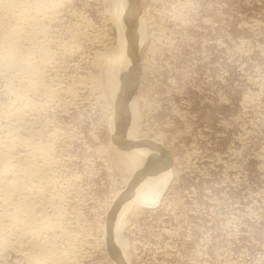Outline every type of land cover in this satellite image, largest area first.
I'll list each match as a JSON object with an SVG mask.
<instances>
[{
	"label": "rangeland",
	"instance_id": "rangeland-1",
	"mask_svg": "<svg viewBox=\"0 0 264 264\" xmlns=\"http://www.w3.org/2000/svg\"><path fill=\"white\" fill-rule=\"evenodd\" d=\"M43 2L53 4L50 11L36 14L41 21L38 27L45 33L25 22L21 37L26 42L21 38V46L27 47L21 52L26 56L35 50L37 55L30 60L41 64L38 69L46 73L42 80L55 91L46 98L37 78L30 74L17 78L14 72H9L16 77L10 82L14 88H7L6 73L1 70L0 134L18 117L27 122L24 125L29 128L24 131L30 130L22 136L34 135L39 145L35 149L19 142L14 147L13 156L23 160L21 165L30 160L32 150L46 145L44 158L54 157L50 158L55 165L52 177L47 171L45 178L33 173L21 178L23 196L32 191L30 202L34 207L37 204L36 213L42 215L34 212L37 217H28L40 223L46 215L44 223L51 222L52 229L39 227V232L34 231L38 236L32 238L34 232L27 224L14 228L1 209L8 203L0 200V217L4 218H0V264H40L34 257L42 251L35 248H45L48 241L57 247L55 252L63 248L72 258L59 264H115L106 249V226L118 195L126 191L124 179L131 178L113 163L119 124L110 112L103 84L106 58L100 53L105 43L107 50L117 44L111 1ZM131 3L133 18H140L147 36L135 62L128 63L121 75L126 80L130 77V97L137 100L140 113L137 128L141 135L136 134L134 142H146L163 183L154 205L140 206L126 217L122 235L127 241L128 264H264V0ZM17 79L21 82H14ZM11 88L21 96L9 92ZM16 96L21 103L15 101ZM2 136L0 151L9 145L8 133L5 140ZM4 165L0 160V175ZM49 177L57 180L56 186L48 182ZM28 193L24 197L31 198ZM129 208H124V214Z\"/></svg>",
	"mask_w": 264,
	"mask_h": 264
},
{
	"label": "bare ground",
	"instance_id": "bare-ground-1",
	"mask_svg": "<svg viewBox=\"0 0 264 264\" xmlns=\"http://www.w3.org/2000/svg\"><path fill=\"white\" fill-rule=\"evenodd\" d=\"M110 1H111V6H110L111 9H110L109 13H110V16H111L110 19L112 20L113 25L117 29V36H116L117 37V44L113 48L110 47L107 50V46L108 45L106 43L103 45L102 42H101V46L103 45V48H105V51H104V53H102V51H101V53H100L101 55L100 56H103V58H106V60L104 62L105 66H104V83L103 84H104V87L106 89V91H105L106 93L105 94L107 95V97L111 101V106L109 107L110 108V112H111L112 115L116 114V119L118 121L117 123L119 124V125L117 124L119 126L118 133H116L115 136H114V144H113V148H112L114 153L116 154V157L114 158L113 163H115L120 169H122V171L120 170L122 173L124 172L125 174H128V177L131 178V179H128V178L124 179L125 186H126V191L124 190L118 195V197L116 199V202H115V205L112 206L114 208L112 210H110L111 212L109 213V217L111 216V219L110 218L108 219L109 221L107 222L108 224L106 226L107 227L108 237H109V239H107V241H106V249H108V252H109L110 256L112 257L113 263H115V264H128V260H127V243H126L127 241L125 240V238L122 235L123 228H124L125 223H126L125 222L126 217L129 216L132 212L135 213L137 210H139L140 206L141 207L142 206L149 207V205H154L155 204L154 202L159 197L160 192L162 191L161 187H162V183L163 182L162 183L160 182V170H159L158 166H154L152 164V159H153L152 158V154L150 155L145 149L146 142L142 140L141 144H139V145H136L135 142H134V140L136 141V137H137L136 134L141 135L140 133H138V128H137L138 122L140 120V113L138 112L137 105H136L137 104L136 103L137 100L135 101L132 97H130V89L131 88H130V85L127 84V83H129L128 80H129L130 77L127 78L128 80H126L125 77L122 79V75H125V73L127 72V70H125V69H127L128 63L130 64L132 61L135 62L138 49L141 47L140 45L146 40V36L147 35L145 34L144 31L141 30L142 28L140 27V22H141L140 18H133V13L132 12H133V8L134 7H133V4L131 3V0H110ZM52 5L53 4H51V3L50 4L44 3L43 0H0V68H1L0 72H1V70H3L6 73V74H4L2 72L3 75L5 76V78H3V79H6L5 81L8 83L6 85L7 88L13 87V85L11 86L12 83L10 84L11 78L12 79L16 78V77L17 78L18 77L22 78V76L24 77V75L30 74L33 77L37 78L38 79L37 81H39L42 84V86L44 87L43 90H44L45 97L47 96L46 98H48V97L50 98V97L53 96V93H54L55 90L50 87V84L47 85V83H45L43 81L44 78H45V77L43 78V75L46 74V73L43 74V73H41L40 69H38V67L39 68L41 67L40 66L41 64H37L36 60H35V62L32 61V60L35 59V58L32 59V57H31L34 54L35 50L33 51V53L29 50L32 53L31 54L30 52H27L28 49H24L27 52V55H26L27 57L23 56L22 55L23 52H21V51H23V48L27 47V46H25V47L21 46L22 45L21 42L24 40V38L21 37V35H23L22 32H24V29H26V28H24V23L28 21L27 23H29L31 28H33L34 30H35V27H36V29L39 28L40 29L39 31L43 35L45 33L44 32L45 29H43L41 27H38L40 25L41 21L38 18H36V14L37 13H45L47 11H50L52 9V7H53ZM53 15H54V12H53ZM43 16H44V14H43ZM51 17H52V15H51ZM53 17L55 18L56 16L54 15ZM27 23H25V25ZM141 26H142V24H141ZM31 28H30V30H31ZM27 29H29V27ZM34 30L32 32H34ZM36 35L38 36V34H36ZM36 35L35 36L33 35L34 36L33 38H36ZM21 38H23L22 41H21ZM32 42L33 41L31 40L30 43H32ZM23 44H25V43H23ZM28 45H30V44L28 43ZM32 46H33V43H32ZM42 46H41V48H42ZM38 51H36V52H38ZM20 52H21V54H20ZM26 52H25V54H26ZM41 53H43V51ZM34 55L36 56L37 54L35 53ZM28 57H30V58H28ZM30 59H32V60H30ZM35 63H36L37 66L35 65ZM39 63H41V62H39ZM44 63H46V62H44ZM41 69L43 70L44 68H41ZM135 69L136 68H134V70ZM9 72H14L16 77H12V75H14V74H10ZM136 72H138V71H136ZM2 73H0V77H1ZM132 74L130 73L131 77H132ZM26 78H27V76H26ZM27 79H29V78H27ZM52 79H55V78H52ZM24 80L25 79L23 78L22 82ZM37 81L35 80V82H37ZM50 81H51V79H50ZM14 82L18 83V82H21V81H18V79H17V81H14ZM46 82L49 83V81H46ZM22 84H24V83H21L20 86ZM41 84H39V85L41 86ZM53 84H54V82H53ZM35 85L38 87L37 84H35ZM17 87H19V85ZM13 88H11L10 90L9 89H6V90L7 91L9 90V92H10V91H12ZM58 90H60V89L58 88ZM15 91L16 90H14V92ZM22 92H21V94H22ZM35 92H36V90H35ZM59 92H61V90ZM59 92H58V94H59ZM11 93L15 94L16 92L13 93V91H12ZM36 94H37V92H36ZM16 95H20V94L16 93ZM24 95H25V93H24ZM42 95H43V93H42ZM16 97L17 98H15L16 99L15 101H18V104H19L20 97H18V96H16ZM45 97H43V98H45ZM23 101H24V99H23ZM32 105H35V104L33 103ZM30 106H31V104H30ZM35 106H33V107L35 108ZM44 106H46V104ZM36 107H38V106H36ZM39 108H41V107H39ZM17 109H18V107H16V111H17L16 113L18 114L19 113L18 112L19 109L18 110ZM29 109H31V108H29ZM7 110H8V108H7ZM26 110H28V109L26 108ZM13 111H14V109H13ZM33 111H35V109ZM12 114H13V112H12ZM17 114H15L16 117H17ZM21 114H22V112H21ZM9 115H10V117L13 116V115L11 116L10 113H9ZM20 117H21V115H20ZM12 118L9 119V122H10V120H12ZM7 119H8V116H7ZM24 123L26 124L27 122H24ZM24 123L18 117H17L16 120H14V122H11V124L9 123L10 126H7V130H6L7 131L6 133H8V135H9V136H7L8 139H9V140H7L9 145L5 144L6 147H5V145L2 146V147H5V148H2V150L0 151V160L5 163V165H4L5 171L3 172V174L1 173L2 177L4 176L3 178L5 180L3 179L4 181L2 180V182L0 180V192L2 194V196H1L2 199H0V200H1V202L4 205L8 203L7 205L11 206V207L10 206L8 207L7 205H5V208H1V209H4L2 213L5 215V217H6L5 219H7L9 221V223H11V226H14V228H17L21 224L22 225H24V224L26 225L27 224L26 228H27V226H30V229H31L30 231H32V232L36 231V229L38 230L37 232H39V229H40L39 227H41V228L45 227L46 228L45 230H50L51 231V229H52V225L51 224L52 223L49 222V221L48 222L50 224H48L46 222L44 223V219L46 220V218H45L46 215L43 216L44 219L42 218L40 223H38L39 222L38 219H36V221H35V219L33 221H31L30 218L28 217V214L34 215V212L36 213V208L38 206H37V204H34L35 205V207H34L33 204H31L30 201H32V199H33L32 198L33 194H32V191H30L31 194L28 193L29 189L27 187L26 188L28 189L27 190L28 192L25 191L26 188L23 189L26 192V194H24V196L27 195V193H28V194L31 195V198L28 197V196H26V197L23 196L22 188H23L24 181L22 182L21 178H23L22 176H24L26 178L27 175H32V173H33V175H35L34 177H36L38 179H39V177L40 178L41 177L45 178L44 175L47 173V171H48V174L51 175V177H52V174L54 173V169L53 168L55 167V165L52 163V161L54 160V157H50L53 160L50 159L48 156L46 157V159L44 158V156H46V153L43 150H44V148L47 145L46 146L44 145L45 147L43 149L40 148V150H38V151L35 150V149H39V145L37 144L38 142L37 143L34 142V139H35L34 135H29L28 134L30 132V130H29V132H28V130L24 131V128L28 127V126H25ZM33 123L36 124L35 122H33ZM33 123L31 124V129L32 130H33L32 127H34V126H32V125H34ZM47 124L48 123H46V126H47ZM140 124L141 123H139V126H141ZM5 128H6V125H5ZM32 130H31V132H32ZM38 131L39 130H36V132L34 134H37ZM23 132H28L27 133V136H28L27 138H24L22 136L24 134ZM2 133H3V131H2ZM0 135L2 136V134H0ZM4 135L2 136L3 137L2 139L5 140ZM35 137H37V135ZM0 142H1V140H0ZM19 142L27 144V146L35 147V149L32 150V153H33V154L31 153L32 156L30 155L29 152H28L29 155H28V153L27 154L24 153L26 155L25 157H27V155H28V157H30V160L29 159H27V160L25 159L26 162H27V163H25V165H23V164L21 165V163H22L21 161H23V160L20 161V158H18V156L17 157L13 156V152L15 151L14 147L18 148L17 146L19 145L18 144ZM5 143H7V142H5ZM33 143H35V144H33ZM52 147L53 146H51L50 148H52ZM20 148H21V146H20ZM22 148H25V147L22 146ZM26 148L28 149V147H26ZM26 148L24 150H26ZM0 149H1V147H0ZM12 150H14V151H12ZM29 150H31V149H29ZM16 151H18V150H16ZM50 153H51V151H50ZM21 156H19V157H21ZM37 158H39V160H41L43 162L42 166L37 165V160H36ZM47 158L50 159V161L52 160L51 162L48 161V162L52 163V166L50 165V163H48L46 161ZM22 159H23V156H22ZM42 162H40V163L42 164ZM27 166H28V168H26ZM56 167H58V166H56ZM6 171L9 173L7 176H5L7 174ZM55 172H58V170L55 171ZM162 173L163 172H161V174ZM55 174L53 176H55ZM38 175H39V177H38ZM29 177H31L30 179H33L32 176H29ZM25 178H24V180H25ZM44 178H42L41 181H43V180L48 181L49 180L48 182L51 181L50 182L51 185H52V183H54V185L56 186L57 183L55 184V181H57V180L52 181V178L50 180V177H49L48 180H46ZM33 180H35V179H33ZM33 183L34 182H32V184ZM37 185H36V187H39V185L38 186ZM36 187H34V188H36ZM41 188H44V187L41 186ZM32 190H33V188H32ZM40 191H42V189ZM58 193L57 194L54 193V194L58 195ZM34 195L36 197L37 194H34ZM51 197H52V195H51ZM36 201L37 200H35V202ZM1 202H0V204H2ZM28 202H30V203H28ZM35 202H32V203H35ZM40 206H41V204H40ZM129 207H131V208H129ZM124 208H129L128 211L125 214H124ZM42 209H46V208H42ZM37 210H38V208H37ZM40 211H42V210H40ZM43 213H45V212H43ZM3 214H1V217H2ZM37 215L40 218L42 217L41 214L40 215L37 214ZM37 215H34V216L37 217ZM48 220H49V218H48ZM4 221H6V220H4ZM54 229H53V231H54ZM15 230H17V229H15ZM43 232H44V229H43ZM36 233L35 232L31 233L33 235L32 238H35L34 236H36ZM37 236H38V233H37ZM64 237H63V239H64ZM66 237L69 238L68 236H66ZM59 238H61V237H59ZM23 239H24V237H23ZM53 239L54 238H52L51 240L55 241ZM33 240H35V239H33ZM65 243H67V242L65 241ZM34 245H36V244H34ZM40 245H38V247H40ZM59 246H58V248H59ZM43 247H45V248L47 247L49 250L46 251L45 248H39V249L35 248V249H37L39 251H42V253H41L42 255H40V253L37 251V253H39L38 255L41 256V257H39L38 255H35V257H34V259H36V261L39 262L40 264H57V263L59 264V262L68 263L66 261V259L69 258L67 256L68 253H67V255L65 254V252H67V250L66 251L62 250L63 249V248H61L62 246H60L61 250L59 248V250H60V251H58L59 253L57 251L56 252L54 251V249L57 250L56 249L57 247L55 246L56 247L55 248L51 242L49 244V241H48V245L44 244ZM67 247L68 246H66V248ZM68 251H70V250H68ZM53 252H55V253L53 254ZM69 253H71V252H69ZM32 254H34V253H32ZM73 257H74V255H73ZM74 259H75V257H74Z\"/></svg>",
	"mask_w": 264,
	"mask_h": 264
}]
</instances>
